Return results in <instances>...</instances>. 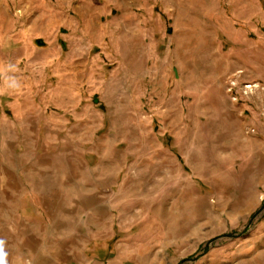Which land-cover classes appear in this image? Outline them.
I'll return each instance as SVG.
<instances>
[{
  "label": "rangeland",
  "instance_id": "374dc122",
  "mask_svg": "<svg viewBox=\"0 0 264 264\" xmlns=\"http://www.w3.org/2000/svg\"><path fill=\"white\" fill-rule=\"evenodd\" d=\"M0 239L264 264V0H0Z\"/></svg>",
  "mask_w": 264,
  "mask_h": 264
},
{
  "label": "crops",
  "instance_id": "0c3cea01",
  "mask_svg": "<svg viewBox=\"0 0 264 264\" xmlns=\"http://www.w3.org/2000/svg\"><path fill=\"white\" fill-rule=\"evenodd\" d=\"M34 254V252H29V250L27 253H24V250L21 253L19 252L15 264H40ZM102 258L103 257H99L97 255H93L89 258L86 252H84L83 256L80 257L79 260L77 257L71 256L64 261H47V264H104Z\"/></svg>",
  "mask_w": 264,
  "mask_h": 264
},
{
  "label": "clouds",
  "instance_id": "9594fccd",
  "mask_svg": "<svg viewBox=\"0 0 264 264\" xmlns=\"http://www.w3.org/2000/svg\"><path fill=\"white\" fill-rule=\"evenodd\" d=\"M9 87L18 90L19 84L13 81ZM0 264H8V252L6 251V241L0 239Z\"/></svg>",
  "mask_w": 264,
  "mask_h": 264
}]
</instances>
